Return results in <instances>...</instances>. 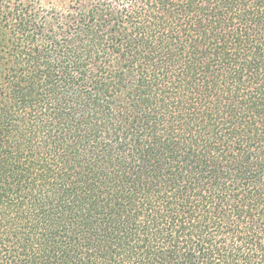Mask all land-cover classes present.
<instances>
[{
    "label": "trees",
    "instance_id": "16d2710c",
    "mask_svg": "<svg viewBox=\"0 0 264 264\" xmlns=\"http://www.w3.org/2000/svg\"><path fill=\"white\" fill-rule=\"evenodd\" d=\"M0 264H264V0H0Z\"/></svg>",
    "mask_w": 264,
    "mask_h": 264
},
{
    "label": "rangeland",
    "instance_id": "374dc122",
    "mask_svg": "<svg viewBox=\"0 0 264 264\" xmlns=\"http://www.w3.org/2000/svg\"><path fill=\"white\" fill-rule=\"evenodd\" d=\"M38 1H40V4L44 7L57 6L60 5L62 1L63 3H67V0H38Z\"/></svg>",
    "mask_w": 264,
    "mask_h": 264
}]
</instances>
